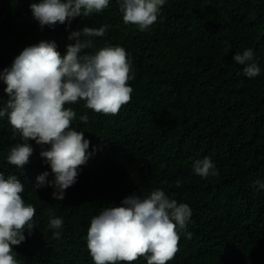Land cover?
I'll use <instances>...</instances> for the list:
<instances>
[{"label": "trees", "instance_id": "1", "mask_svg": "<svg viewBox=\"0 0 264 264\" xmlns=\"http://www.w3.org/2000/svg\"><path fill=\"white\" fill-rule=\"evenodd\" d=\"M35 2L0 0V73L26 47L54 41L65 54L74 43L71 32L107 25L86 51L123 47L134 79L131 100L116 115L97 114L83 100L65 105L77 113L71 127L90 141V153L96 151L62 201L53 198L52 187L34 189L36 177L51 171L35 141H29L34 152L24 170L7 163L21 141L0 118V173L16 175L25 203L36 208L35 230L14 247L20 264H94L86 241L92 217L157 188L192 210L168 264H264V188L255 184L264 182V0H165L144 32L123 22L119 0L54 29L34 19ZM248 49L249 63L261 69L255 78L232 59ZM5 88L0 80V107L8 99ZM205 157L219 175L195 174V161ZM50 214L63 220L59 238L48 227Z\"/></svg>", "mask_w": 264, "mask_h": 264}, {"label": "clouds", "instance_id": "2", "mask_svg": "<svg viewBox=\"0 0 264 264\" xmlns=\"http://www.w3.org/2000/svg\"><path fill=\"white\" fill-rule=\"evenodd\" d=\"M165 0H119V10L126 25L147 31L158 18ZM109 0H38L30 5L34 19L43 29H54L77 17L101 13ZM108 26H85L71 32L66 53L57 50L56 43L41 41L26 47L10 68L0 73L8 99L0 107V118H6L20 141L6 157L9 165L23 169L30 162L34 148L29 141L41 146L40 156L51 171L36 177L34 189L52 187L55 200L65 199L66 190L76 184L80 168L86 165L93 152L83 132L71 127L77 113L66 104L83 100L85 107L97 114L116 115L131 100L133 89L128 82L134 79L132 64L123 47L106 46L95 52V37H103ZM232 59L248 78L259 76L261 69L253 59V50L235 54ZM88 122V116H80ZM47 146V147H45ZM195 174L207 179L219 175L211 158L196 160ZM52 177L50 180L49 177ZM260 188L264 182L256 181ZM179 186V181L177 182ZM25 189L16 175L5 178L0 173V264H20L16 259L18 247L26 241L27 233L35 230L36 208L25 203ZM192 210L154 189L147 196L130 195L121 206L109 205L91 219L86 241L94 264H132L144 257L147 264H168L178 252L179 232L186 230ZM59 238L63 220L50 214L48 223ZM191 238V233H186Z\"/></svg>", "mask_w": 264, "mask_h": 264}]
</instances>
